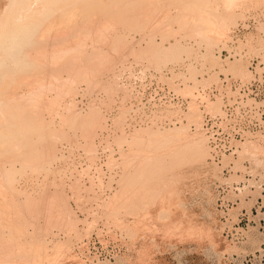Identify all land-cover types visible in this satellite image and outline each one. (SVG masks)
Returning a JSON list of instances; mask_svg holds the SVG:
<instances>
[{
  "label": "rangeland",
  "instance_id": "obj_1",
  "mask_svg": "<svg viewBox=\"0 0 264 264\" xmlns=\"http://www.w3.org/2000/svg\"><path fill=\"white\" fill-rule=\"evenodd\" d=\"M6 1L0 0V8ZM215 2L222 9L229 0ZM234 3L235 9L232 5L229 8L236 12V17L239 13V17L233 25L229 24L225 35L211 34L209 43L204 39L182 38V52L166 63L164 60L163 63L156 61L159 67H155L158 66L155 60L153 64L132 53L121 56V51L113 52L107 43L101 44L110 52L105 57L110 63L103 58L106 65L100 63L99 69L97 64L94 78L97 81L91 88L85 81L76 79V91L73 93L76 111L83 113L92 105L105 117V127L101 130L96 127L91 133L96 132L95 137L89 135L96 144L94 157L84 146L89 138L79 130V124L71 129L61 123L65 100L61 99L53 109L48 104H39L34 111L30 103L24 105L26 110L31 107V112L33 110L43 116L45 123L64 127L68 131L66 139H58L55 143L58 156L53 160L52 167L56 172L46 175L42 171H31L18 179L17 188L20 201H24L27 194L39 193L43 188L46 189L41 196L44 202L47 201L45 196L52 190L58 189L67 195L68 204L78 217L79 231V239L71 238H74L71 247L75 260H70V263L176 264L187 259L194 264H264V124L255 122L258 112L247 113L235 107L231 120L222 124L223 137L220 138L222 149H227V142L233 139L231 152L219 150V155L213 158L208 148L205 161L182 165L176 170L178 175L175 179L159 186L160 194L148 209L141 210L143 213L121 212L118 216L111 215L107 207H101V202L108 201L117 189V179L110 177L117 178L121 171L119 162L128 149L127 143L119 144L115 140L117 136L147 123L148 116L154 114H166L162 119L166 127L174 123L179 125L182 121V124H187V115L194 111V120L198 119L201 123L199 127L193 122L188 123V132H201L206 137L202 127L204 113L221 112L225 118L223 101L228 86L238 88L236 80L247 79V82L251 70H261L259 64H264V0H235ZM175 11L174 8L169 10L172 13ZM58 12L55 9L51 19L54 27L60 20ZM129 33L139 42L135 46H145L138 31ZM154 37L159 39V32ZM173 40L171 36L164 44L167 46ZM87 47L90 49V44ZM17 49L14 46L12 54L1 55L7 65L4 69L6 73L12 70L13 60L22 57ZM54 61L52 66L55 69L64 64L63 58ZM67 75L66 71L62 72L61 79ZM33 77L29 73L19 75L18 80L33 81ZM11 81L8 76H0V90H16L19 93L16 98L23 99L16 101L29 102L24 97L29 95L23 92L30 87L14 89L9 87ZM247 84L249 90L255 91L258 87L256 82ZM106 87L113 89L107 90ZM55 95L49 92L48 99ZM121 111L125 113L124 121L117 124L114 120ZM263 115L260 112V116ZM245 144H248V152L246 148L243 149L245 151L241 149ZM108 159L113 160L111 165L107 164ZM77 186L80 188L79 197ZM164 208L162 214L161 209ZM148 222H155L161 228L169 224L180 227L163 233L154 227L147 229ZM50 236L65 239L64 232L57 229Z\"/></svg>",
  "mask_w": 264,
  "mask_h": 264
},
{
  "label": "bare ground",
  "instance_id": "obj_2",
  "mask_svg": "<svg viewBox=\"0 0 264 264\" xmlns=\"http://www.w3.org/2000/svg\"><path fill=\"white\" fill-rule=\"evenodd\" d=\"M234 1L229 0L222 9L215 0L213 3L212 0H140V3H137L138 0L6 1L0 8V76L10 77L11 88H30L23 92L29 95H23L29 99L25 103L20 102L23 99L16 98L19 94L16 90H0V264H72L69 261L75 257L71 240L79 236L78 217L69 206L67 195L61 190H52L49 196H45L47 201L44 202L41 196L46 189L43 188L39 193L27 194L24 201L18 198L19 178L31 171H42L46 175L56 172L52 167L53 160L58 156L55 143L68 135L64 127L45 123L43 116L33 110L39 104H48L53 109L61 99L65 100L61 123L71 129L79 124V130L89 138L96 127L99 130L105 127V117L92 105L83 113L76 111L73 93L76 91V79L85 81L90 88L95 85L97 64L98 68L100 63L106 65L104 60L109 59L105 57L110 55L101 46L102 43H107L113 52L121 51V56L132 53L147 62L155 60L158 64L155 67H159L156 61L166 63L182 52V38L204 39L209 43L211 34L225 35L229 24L233 25L239 17V13L236 17V12L230 10L231 5H236V2L232 4ZM171 8L176 11L169 12ZM55 9L56 13L60 12L56 27L51 20ZM132 30L139 32L145 46H135L138 41L129 33ZM156 32H159V39L154 37ZM171 36L174 40L166 46L164 42ZM14 46L18 47L17 53L22 57L13 60L12 70L6 73L4 69L7 65L1 55L12 54ZM11 58L14 59L13 56ZM60 58L64 59V64L55 69L52 63ZM64 71L68 75L61 79ZM29 73L34 75L33 81L18 80L19 75ZM107 87V90L113 89ZM49 92L56 94L54 98L48 99ZM27 103L31 104L32 112L31 107L30 110L24 108ZM123 112L118 113L115 123L124 121ZM164 116L162 113L148 116L147 123H141L130 133L116 137L119 144L127 143L128 149L119 162L121 171L117 178L110 177L117 179V189L108 201H104V205L101 202V207H107L111 215L119 216L121 212L137 215L141 210L148 209L160 194L159 186L175 179L178 168L205 161L209 151L207 137L201 132H188V123L193 122L197 127L201 123L198 119L194 120L195 112L187 115V124L179 121V125L174 123L167 127L162 124ZM94 134L91 135L95 137L97 134ZM89 139L84 146L94 157L96 144ZM247 145H243L242 151ZM112 162L108 159L107 164ZM76 188L79 197L80 188ZM161 211L163 214L165 208ZM178 226L169 224L161 228L155 222L147 223V229L154 227L163 233L173 232ZM55 229L63 231L65 239L52 238L50 233Z\"/></svg>",
  "mask_w": 264,
  "mask_h": 264
},
{
  "label": "built area",
  "instance_id": "obj_3",
  "mask_svg": "<svg viewBox=\"0 0 264 264\" xmlns=\"http://www.w3.org/2000/svg\"><path fill=\"white\" fill-rule=\"evenodd\" d=\"M259 65L262 66L259 67L261 68V70L258 71L251 70L250 71L251 76L247 82H245L247 79L236 80V86H239L238 88H236L235 86L232 87V85L228 86L226 99L225 101H223V103H225V108H226L225 118L223 113L221 112L211 113L206 111L204 113L202 127L207 137V142L210 149V155L213 158L215 157V155L216 156L219 155V154L217 155L219 150H221L222 152L228 151L230 153L233 148L232 146L233 139H232L230 142H227V149H222L220 145L221 144L220 138L223 137L222 124L226 122L228 119L231 120V116L232 113H234L235 107L238 106V108L240 107V109L244 110L247 113H250L251 111L258 112L259 113V115L257 114L258 120H255V122H257V124L260 125L264 124V115L263 117L260 116V112L261 114H264V64H259ZM248 82L249 83L256 82L258 84V87L256 88L255 91L249 90V84H247ZM240 87H242V89ZM224 261L226 262V260ZM176 264H194V263L190 262L187 259H184L180 263H176Z\"/></svg>",
  "mask_w": 264,
  "mask_h": 264
}]
</instances>
